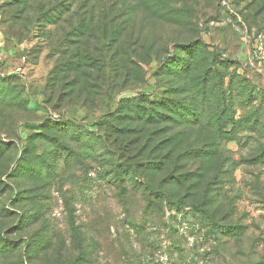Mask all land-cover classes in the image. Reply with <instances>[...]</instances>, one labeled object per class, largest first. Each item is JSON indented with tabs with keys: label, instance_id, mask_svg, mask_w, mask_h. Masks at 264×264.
<instances>
[{
	"label": "rangeland",
	"instance_id": "374dc122",
	"mask_svg": "<svg viewBox=\"0 0 264 264\" xmlns=\"http://www.w3.org/2000/svg\"><path fill=\"white\" fill-rule=\"evenodd\" d=\"M263 52L264 0H0V264H264Z\"/></svg>",
	"mask_w": 264,
	"mask_h": 264
},
{
	"label": "trees",
	"instance_id": "16d2710c",
	"mask_svg": "<svg viewBox=\"0 0 264 264\" xmlns=\"http://www.w3.org/2000/svg\"><path fill=\"white\" fill-rule=\"evenodd\" d=\"M115 15H113V17H114ZM90 19H92V17L90 18ZM120 34V33H119ZM119 36H118V33H117V38H118ZM114 38H116V37H114ZM74 72L76 73V68L74 69ZM79 74L80 73H78V75L77 76H79ZM221 116L220 117H225L224 118V120L222 121V120H220V121H222V123H217L216 124V130H217V132H218V137L220 138L221 137V134H222V131H223V129H224V126L226 125V119L228 118H230V116L232 115L231 113H229V111H228V108L226 107H222V110H221ZM223 115V116H222ZM219 117V118H220ZM231 126H232V121L230 120L229 122H228ZM223 124V125H222Z\"/></svg>",
	"mask_w": 264,
	"mask_h": 264
},
{
	"label": "built area",
	"instance_id": "2783aa9c",
	"mask_svg": "<svg viewBox=\"0 0 264 264\" xmlns=\"http://www.w3.org/2000/svg\"><path fill=\"white\" fill-rule=\"evenodd\" d=\"M261 50V49H260ZM264 53V52H263Z\"/></svg>",
	"mask_w": 264,
	"mask_h": 264
}]
</instances>
